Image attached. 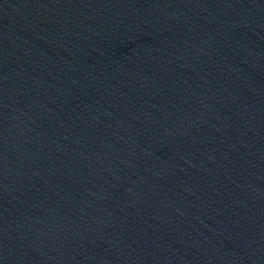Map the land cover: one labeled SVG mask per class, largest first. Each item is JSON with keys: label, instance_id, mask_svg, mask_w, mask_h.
<instances>
[{"label": "water", "instance_id": "obj_1", "mask_svg": "<svg viewBox=\"0 0 264 264\" xmlns=\"http://www.w3.org/2000/svg\"><path fill=\"white\" fill-rule=\"evenodd\" d=\"M0 264H264V0H0Z\"/></svg>", "mask_w": 264, "mask_h": 264}]
</instances>
